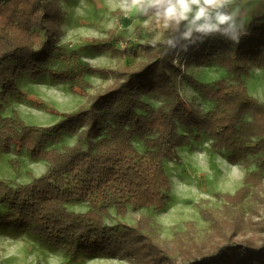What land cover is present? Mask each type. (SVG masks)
<instances>
[{
  "label": "trees",
  "instance_id": "trees-1",
  "mask_svg": "<svg viewBox=\"0 0 264 264\" xmlns=\"http://www.w3.org/2000/svg\"><path fill=\"white\" fill-rule=\"evenodd\" d=\"M61 19L59 0H0V150L25 149L32 159L46 162L45 171L29 183L0 180V202L7 205L0 211V223H14L70 255L176 264V251L164 245L150 217H139L134 225L106 224L104 217L110 216L111 206L121 217L141 209L164 211L171 190L166 159H177L178 147L206 135L212 151L225 153L233 164L240 151L259 155L234 193L215 194L224 201L220 213L200 212L211 232L206 241L178 251L181 264H264V102L248 92L242 77L248 72L243 62L264 71V15L248 23V34L238 44L210 38L185 52L197 64L210 61L223 67L233 78L211 82L181 72L174 60L183 51L152 42L140 44L144 59L121 69L91 67L71 52L73 61L83 63L73 73L66 64L68 52L58 43ZM116 40L110 34L96 47L132 55L136 61L137 53L119 50ZM86 71L112 82L88 95L87 106L56 112L59 118L53 124L28 125L15 111L2 113L8 98L23 99L19 78L66 79L70 87H86ZM178 76L213 106L200 110L187 104L175 87ZM150 93L168 101L155 107L141 98ZM62 135L75 140L48 147ZM73 201L87 202L89 208L70 210L66 205Z\"/></svg>",
  "mask_w": 264,
  "mask_h": 264
},
{
  "label": "rangeland",
  "instance_id": "rangeland-1",
  "mask_svg": "<svg viewBox=\"0 0 264 264\" xmlns=\"http://www.w3.org/2000/svg\"><path fill=\"white\" fill-rule=\"evenodd\" d=\"M59 6L62 19L58 43L69 53L66 55L69 58L66 64L67 67H71L73 73L81 68L83 65L81 61L87 62L91 67L104 69H121L125 65L134 67L137 60L144 59L140 44H149L154 39H162L165 35L160 18L151 15L130 26L121 24V19L126 18L127 15L134 21L137 19L136 12L127 7L122 0H59ZM110 34L117 36L118 40L122 38L127 40L128 46L118 49L136 52L138 55L136 61L132 55H122L120 51L112 53L106 48L96 47ZM116 44L115 47H118ZM71 52L79 54L77 56L81 60H78L80 63L77 60L73 61ZM186 55L187 53L183 52L174 60V64L180 67L181 72L202 82H211L219 78L233 81L231 74H228L223 67L210 61L197 64L186 58ZM242 64L248 69L247 74L242 76L248 92L264 102V71L248 61ZM82 78L90 86H78L74 83L70 87V82L66 79L56 80L49 77H35L31 78V81L21 79L17 82V86L23 101L18 97L8 98L4 102L2 113L11 115L15 111L28 125L53 124L59 118L56 112H72L79 107L87 106L88 95L103 90L112 82L110 77L105 78L100 73L90 71H86ZM175 87L181 98L194 108L209 110L213 106L211 101L199 95L181 76L175 79ZM141 98L155 107L168 101L164 96L153 93ZM74 140V136L65 135L61 141L52 145L49 143L48 147H62L72 144ZM133 144L142 152L143 147L138 140H133ZM209 144L210 138L203 135L200 142L191 141L187 145L178 147L177 159H166L165 166L169 169L168 174L171 175L170 213L176 215V220L165 224L162 218L171 217L170 213L161 216L149 209H141L138 212L128 211L125 217H121L115 215V210L111 206L108 209L110 216L104 217L105 223L125 222L134 225L139 217L142 219L145 216L150 217L151 224L164 245H169L176 251L172 254L177 260L176 264H181L178 251L189 247L192 243L206 241L207 234L211 232L209 222L200 212L218 210L220 213L224 201L215 194L234 193L242 185L244 174L256 167V157L259 155L249 150L240 151L237 153L236 163L233 164L226 159L225 153L212 151ZM45 169L46 162L32 159L25 149L0 150V180L13 184H26L34 177L40 176ZM66 206L75 212H84L89 208L88 203L84 201L69 202ZM6 207V204L0 202V211L5 210ZM243 212L246 217V210ZM260 212L264 216V210ZM253 219L256 220L257 217L254 215ZM0 264L136 263L117 255L92 256L81 252L70 255L61 248L51 246L40 236L26 229L17 228L14 223H0Z\"/></svg>",
  "mask_w": 264,
  "mask_h": 264
},
{
  "label": "clouds",
  "instance_id": "clouds-1",
  "mask_svg": "<svg viewBox=\"0 0 264 264\" xmlns=\"http://www.w3.org/2000/svg\"><path fill=\"white\" fill-rule=\"evenodd\" d=\"M139 15L159 16L165 35L154 39L170 51L187 52L210 38L238 44L248 34L249 0H122Z\"/></svg>",
  "mask_w": 264,
  "mask_h": 264
},
{
  "label": "crops",
  "instance_id": "crops-1",
  "mask_svg": "<svg viewBox=\"0 0 264 264\" xmlns=\"http://www.w3.org/2000/svg\"><path fill=\"white\" fill-rule=\"evenodd\" d=\"M249 5H250V14H249V22L253 19V18H257V17H261L262 15H264V0H249ZM150 16V15H148ZM126 18H123L121 19L122 23L121 24H129V26L132 24V23H137V22H141L142 20L145 19V15H139L138 13H136V16L135 18H137L135 21L132 20V17H129L128 15L125 16ZM156 17V16H154ZM132 21V22H131ZM248 22V23H249ZM23 80V79H26V80H30L31 79H28V77H21L17 80L20 81V80ZM29 83V82H28Z\"/></svg>",
  "mask_w": 264,
  "mask_h": 264
},
{
  "label": "bare ground",
  "instance_id": "bare-ground-1",
  "mask_svg": "<svg viewBox=\"0 0 264 264\" xmlns=\"http://www.w3.org/2000/svg\"><path fill=\"white\" fill-rule=\"evenodd\" d=\"M165 169H166V172H167V174L169 173V169L165 166ZM168 176H169V178H170V180H171V175H169L168 174ZM170 203H171V201H169L168 202V205H167V207H166V209L164 210V211H162V212H160L158 215H161V216H163V215H165V214H167V213H170ZM171 215H172V213H170ZM170 215V216H171ZM173 216V215H172ZM166 217L165 219H163L162 218V220H164L163 222L165 223V224H169V222H171V221H174V220H176L177 219V217H176V215H174L173 217Z\"/></svg>",
  "mask_w": 264,
  "mask_h": 264
},
{
  "label": "built area",
  "instance_id": "built-area-1",
  "mask_svg": "<svg viewBox=\"0 0 264 264\" xmlns=\"http://www.w3.org/2000/svg\"><path fill=\"white\" fill-rule=\"evenodd\" d=\"M117 44L116 45H118V48L119 49H121V48H126L127 46H128V42H127V40L126 39H120V40H118V42H116Z\"/></svg>",
  "mask_w": 264,
  "mask_h": 264
}]
</instances>
